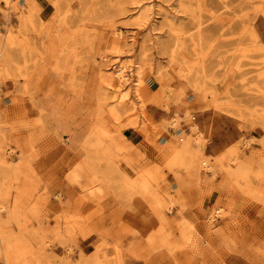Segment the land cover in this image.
Returning <instances> with one entry per match:
<instances>
[{
  "label": "rangeland",
  "instance_id": "obj_1",
  "mask_svg": "<svg viewBox=\"0 0 264 264\" xmlns=\"http://www.w3.org/2000/svg\"><path fill=\"white\" fill-rule=\"evenodd\" d=\"M0 264H264V0H0Z\"/></svg>",
  "mask_w": 264,
  "mask_h": 264
},
{
  "label": "bare ground",
  "instance_id": "obj_2",
  "mask_svg": "<svg viewBox=\"0 0 264 264\" xmlns=\"http://www.w3.org/2000/svg\"><path fill=\"white\" fill-rule=\"evenodd\" d=\"M7 17V16H6ZM124 67L122 66V67H119L116 71H115V74H116V76H117V79L119 80V81H125V80H128L127 79V75L126 74H124ZM136 82H138L137 80H136Z\"/></svg>",
  "mask_w": 264,
  "mask_h": 264
}]
</instances>
